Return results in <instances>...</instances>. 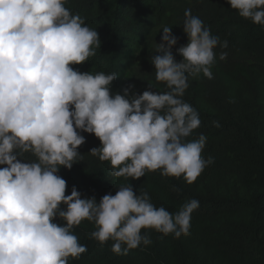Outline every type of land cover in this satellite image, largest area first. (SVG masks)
Instances as JSON below:
<instances>
[{
  "label": "clouds",
  "instance_id": "clouds-1",
  "mask_svg": "<svg viewBox=\"0 0 264 264\" xmlns=\"http://www.w3.org/2000/svg\"><path fill=\"white\" fill-rule=\"evenodd\" d=\"M67 0H0V264H69L87 251L72 229L83 221L101 246L127 255L152 243L154 230L179 239L190 233L199 201L185 202L176 213L156 207L133 180L159 171L164 177L197 181L214 158H204L207 136L192 134L201 126L198 111L183 97L189 77L213 78L215 49L228 42L213 36L203 21L185 10L188 43L164 26L150 63L166 92L142 94L129 84L112 93L116 73L80 72L101 45L99 33ZM239 16L264 26V0H227ZM228 53L221 51L219 59ZM219 127L218 121H213ZM83 133L100 146L90 154L110 165V175L127 183L115 195L87 197L59 175L82 160ZM31 156L34 159H29ZM175 190V189H173ZM63 223H58L57 219Z\"/></svg>",
  "mask_w": 264,
  "mask_h": 264
},
{
  "label": "trees",
  "instance_id": "trees-1",
  "mask_svg": "<svg viewBox=\"0 0 264 264\" xmlns=\"http://www.w3.org/2000/svg\"><path fill=\"white\" fill-rule=\"evenodd\" d=\"M65 7L79 14L101 39L94 57L72 67L93 74L116 73L112 85L116 93L123 94L129 84L140 94L149 85L167 91L163 82H157L150 57L156 54V43L162 42V28L168 26L179 38L173 53L182 60L176 48L188 43L183 31L186 9L213 36L228 42L226 49H215L213 78L202 73L189 77L183 97L202 121L189 139L206 135L203 156H212L215 162L191 185L159 171L131 181L134 189L149 193L156 207L173 214L185 202L198 200L189 235L177 239L146 230L150 245L117 255L111 250L113 241L101 246L90 238L94 225L83 221L72 231L87 251L79 259L69 258V264H264V26L239 16L227 0H67ZM221 51L228 53L225 60L219 59ZM83 135L82 160L59 173L67 182L66 194L76 186L82 195L97 200L115 195L114 185L128 181L110 175L109 163L89 153L100 146L99 139ZM57 222L63 223L59 218Z\"/></svg>",
  "mask_w": 264,
  "mask_h": 264
},
{
  "label": "rangeland",
  "instance_id": "rangeland-1",
  "mask_svg": "<svg viewBox=\"0 0 264 264\" xmlns=\"http://www.w3.org/2000/svg\"><path fill=\"white\" fill-rule=\"evenodd\" d=\"M184 1H185L186 3H191L192 0H184ZM111 91H112L113 94L116 93L113 89H111ZM0 167H2V166H0Z\"/></svg>",
  "mask_w": 264,
  "mask_h": 264
}]
</instances>
